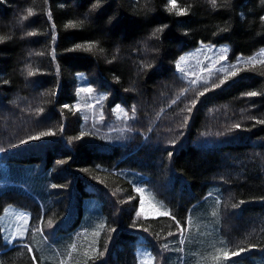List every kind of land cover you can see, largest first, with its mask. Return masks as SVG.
<instances>
[{"label": "trees", "instance_id": "trees-1", "mask_svg": "<svg viewBox=\"0 0 264 264\" xmlns=\"http://www.w3.org/2000/svg\"><path fill=\"white\" fill-rule=\"evenodd\" d=\"M177 4L0 0V264H141L139 246L153 264H264V65L233 64L218 88L225 72L174 67L201 43L260 54L264 0ZM136 188L171 216L137 217ZM7 206L22 238L5 237Z\"/></svg>", "mask_w": 264, "mask_h": 264}, {"label": "rangeland", "instance_id": "rangeland-1", "mask_svg": "<svg viewBox=\"0 0 264 264\" xmlns=\"http://www.w3.org/2000/svg\"><path fill=\"white\" fill-rule=\"evenodd\" d=\"M226 49L227 51H223ZM231 45L229 43H219V44H213V43H201L198 46H195L193 48H190L183 52L178 59L175 61L174 67L177 73L189 80V81H195V83L203 80V76L211 71H221V69L229 68L230 65L240 63V61L247 60L249 57L244 56L242 54H237L233 57H231ZM264 52V51H262ZM261 52V53H262ZM226 56V59H221V57ZM257 57V59H261L264 57H261L260 54L254 55ZM252 57V56H251ZM183 58V62H182ZM179 65V67H177ZM183 69V71H181ZM224 73V72H223ZM79 97L81 94H78ZM90 111L95 112V107L93 104H89L88 106ZM125 110L120 109L118 113H124ZM125 114V113H124ZM92 115V114H91ZM94 116V115H92ZM118 118H121V115H117ZM129 122V117L127 118L126 123ZM144 199V214H142L143 217H157L153 212L152 205H155L156 208H158L161 211L160 207L161 205L157 202H155L153 199H151V196L148 194V192H144L143 198ZM137 211H140V206L137 209ZM25 215H23L24 217ZM23 217L20 215V211L15 206H7L4 217L1 216V223L3 225V231L5 234L6 239H14L15 237L22 238V236L17 235V230H20L25 233L28 221L26 219H23ZM24 220V221H22ZM21 222V223H20ZM138 259L141 264H145L146 259L151 260V264H153V257L150 253V251L143 247L139 246L137 250Z\"/></svg>", "mask_w": 264, "mask_h": 264}, {"label": "snow or ice", "instance_id": "snow-or-ice-1", "mask_svg": "<svg viewBox=\"0 0 264 264\" xmlns=\"http://www.w3.org/2000/svg\"><path fill=\"white\" fill-rule=\"evenodd\" d=\"M210 2L212 3L213 6L216 5V0H210ZM97 6L98 5H94L93 7H97ZM168 11L169 12H175V14L178 15V16H183V15L187 14L188 9L180 8L178 6V4H177V0H169ZM28 15L29 16L33 15V12H32L31 9L28 10ZM261 19L264 20V17H262ZM76 26H77V24L74 23V22H70L67 25V27H76ZM161 31H163V28H157L155 30V32L153 33V35L155 36L157 33L161 32ZM29 35H35V33H29ZM3 39H5V38L4 37H0V41H2ZM97 47H98V45L95 42H90V43H87V44H78V45H76V49L85 50V51H92V50L96 49ZM99 50L103 51V49H99ZM223 51H227V50L224 49ZM260 55H261V57H264V52L260 53ZM226 58H227L226 56L221 57V59H226ZM182 62H183V58H182ZM240 63L249 64V65H253V66L255 64H257V63H259L261 65H264V58H261V59L258 60L256 56H252V57H249L247 60L240 61ZM177 67H179V65H177ZM231 69H232V71H229L227 68L221 69V71L225 72L226 75L223 77V79L220 80L219 84H214L213 85L214 88H218L221 85L225 84V82L227 80L231 79L232 77L237 76L238 73L241 71V69H239L237 67V65H231ZM181 71H183V69H181ZM262 74H264V73H262ZM29 75H34V73L29 72ZM193 83H195V81H193ZM205 83H207V81H205ZM208 90L209 89H205V92L208 91ZM88 91H91V89H88ZM205 92H200L199 95L203 96L205 94ZM246 95H248V96H256V95H258V93L257 92H248V93H246ZM195 104H196V101H193L192 107H195ZM65 107H67V106H65ZM188 111L190 112L191 108H189ZM134 112H135V108H133V113ZM125 115H127V114L125 113ZM257 123L264 124V120L257 121ZM234 127L239 128L240 125L237 124ZM53 135H55V133L51 129H49L47 131L40 132L37 135L29 136L28 140L21 141V143H28L29 141H37V140H40L42 137H48V136H53ZM77 139H78V137H77ZM168 155L171 156L172 153L169 152ZM53 187H57V186L53 185ZM136 192L141 194V196L143 197V194H144L145 190L143 188H136ZM241 203H243V202H241ZM161 207H163V205H161ZM152 209H153V212L156 215H158V216H171L170 212L161 211L158 208H156L155 205H152ZM142 214H144V199H141V201H140V211H138L136 213V215H137V217H140ZM214 215H215V213H214ZM172 218L175 219L174 216ZM50 223L51 222L49 221V224ZM101 228H103V225H101ZM181 230L183 231V229H181ZM37 231H41V229L38 228ZM112 231H114V229ZM17 235L22 236L23 232L20 231V230H17ZM96 235L98 236L99 232H97ZM181 243H183V241H181ZM73 247H75V246H73ZM163 247L165 249H167L168 245L165 244ZM105 250H107V245H105ZM29 251H31V249H29ZM181 251H182V249H181ZM244 251H245L244 248H240L237 251H232L231 253H229L226 250H222V257L221 256H217L215 259L219 260V259L223 258V259L227 260V259H230V257H232V256H239L240 253H242ZM103 255H104L103 251H98L97 249H93V255L90 257V259L95 261L97 258L103 257ZM33 259H35V257H33ZM61 264H66V262L61 261ZM145 264H151V260H147L146 259Z\"/></svg>", "mask_w": 264, "mask_h": 264}, {"label": "bare ground", "instance_id": "bare-ground-1", "mask_svg": "<svg viewBox=\"0 0 264 264\" xmlns=\"http://www.w3.org/2000/svg\"><path fill=\"white\" fill-rule=\"evenodd\" d=\"M251 57V56H250Z\"/></svg>", "mask_w": 264, "mask_h": 264}]
</instances>
